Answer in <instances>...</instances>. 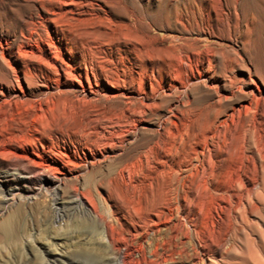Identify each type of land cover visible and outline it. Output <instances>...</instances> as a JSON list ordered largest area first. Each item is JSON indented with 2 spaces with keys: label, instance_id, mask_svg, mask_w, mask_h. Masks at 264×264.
Here are the masks:
<instances>
[{
  "label": "rangeland",
  "instance_id": "rangeland-1",
  "mask_svg": "<svg viewBox=\"0 0 264 264\" xmlns=\"http://www.w3.org/2000/svg\"><path fill=\"white\" fill-rule=\"evenodd\" d=\"M7 172L0 264H264V0H0Z\"/></svg>",
  "mask_w": 264,
  "mask_h": 264
},
{
  "label": "bare ground",
  "instance_id": "bare-ground-1",
  "mask_svg": "<svg viewBox=\"0 0 264 264\" xmlns=\"http://www.w3.org/2000/svg\"><path fill=\"white\" fill-rule=\"evenodd\" d=\"M17 180H18L17 173L16 174L13 172L3 173V175L0 177V189L1 190L3 189L5 191H9L11 189L13 190ZM3 232H5L6 234H10L12 232V224L7 223L3 227ZM99 235H100L99 240L101 241L105 240L103 232H99Z\"/></svg>",
  "mask_w": 264,
  "mask_h": 264
}]
</instances>
